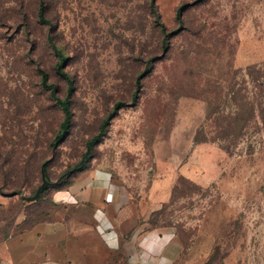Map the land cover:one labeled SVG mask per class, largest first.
<instances>
[{
  "label": "rangeland",
  "instance_id": "obj_1",
  "mask_svg": "<svg viewBox=\"0 0 264 264\" xmlns=\"http://www.w3.org/2000/svg\"><path fill=\"white\" fill-rule=\"evenodd\" d=\"M262 62L264 0H0V264L48 223L69 264H125L155 228L177 264H264V124L217 138Z\"/></svg>",
  "mask_w": 264,
  "mask_h": 264
},
{
  "label": "crops",
  "instance_id": "obj_2",
  "mask_svg": "<svg viewBox=\"0 0 264 264\" xmlns=\"http://www.w3.org/2000/svg\"><path fill=\"white\" fill-rule=\"evenodd\" d=\"M96 210L99 217H107V213L105 215L101 209ZM46 229L50 233L47 234L48 244L45 249L37 251L34 248L20 254L16 252V264H69L72 254L65 247L58 246L57 227L54 223H48ZM96 229L99 231L100 225ZM64 234L62 232V238L66 236ZM129 241L130 251L124 258L125 264H177L181 250L168 230L155 228L137 232Z\"/></svg>",
  "mask_w": 264,
  "mask_h": 264
},
{
  "label": "trees",
  "instance_id": "obj_3",
  "mask_svg": "<svg viewBox=\"0 0 264 264\" xmlns=\"http://www.w3.org/2000/svg\"><path fill=\"white\" fill-rule=\"evenodd\" d=\"M39 16L42 20H44V18H42L41 3L39 7ZM62 61L63 59H61V61L58 63L57 70L67 80L69 85L68 91H70L72 88L71 81L68 74L61 68ZM39 73L41 75V85L44 88H47V74L43 70H39ZM240 75L242 76L243 83L252 84L255 87V91L252 93V95H250L251 93H249L246 89L244 90V88H240L238 92L232 97V102L235 104L233 107L234 109L230 112V115L228 114V116H225L228 117V123L232 129L227 133L218 134L217 138L219 139L226 137L227 135H231L232 137L240 136L251 118L257 120L256 122H261L264 124V62L246 66L245 68L241 69ZM242 89L244 90L243 92H241ZM57 103L64 114V118L60 124V132L55 137V141H58L63 137L64 133L68 129L71 117L68 96H65L64 98H57ZM121 106V103H116L114 105L112 111L102 122L98 134L92 138L89 147L93 143L99 141L104 133V127L109 122V119ZM231 114L233 116H231ZM42 167L45 172V164H43ZM16 193L17 191H11V194Z\"/></svg>",
  "mask_w": 264,
  "mask_h": 264
},
{
  "label": "water",
  "instance_id": "obj_4",
  "mask_svg": "<svg viewBox=\"0 0 264 264\" xmlns=\"http://www.w3.org/2000/svg\"><path fill=\"white\" fill-rule=\"evenodd\" d=\"M40 178L41 183L36 188L35 192L32 195H22L21 198L27 201L36 200L39 195L46 189V187L50 184V182L46 179L45 172L43 167L40 169Z\"/></svg>",
  "mask_w": 264,
  "mask_h": 264
}]
</instances>
